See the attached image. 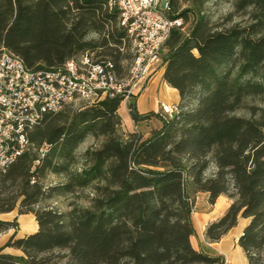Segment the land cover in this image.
<instances>
[{"label":"trees","instance_id":"trees-1","mask_svg":"<svg viewBox=\"0 0 264 264\" xmlns=\"http://www.w3.org/2000/svg\"><path fill=\"white\" fill-rule=\"evenodd\" d=\"M180 1L171 0L172 14L186 25L190 12L195 19L187 30H172L162 56L164 79L180 94L177 111L142 114L131 102L135 121L156 118L162 125L148 136L132 131L127 140L119 133L120 96L46 115L30 132L23 155L0 170V214L19 208L20 214H34L39 225L23 237L11 236L0 247V264H224L223 255L191 242L199 192L209 193L211 203L220 195L232 200L207 226L206 238L218 241L241 217L250 218L239 243L249 264H260L264 0H235L223 22L204 12L210 0H187L192 7L179 12ZM236 15L243 21L234 22ZM126 46L120 14L107 0H0V52L7 47L32 69L57 67L90 50L124 76ZM89 135L103 142L79 156ZM44 142L47 148L39 153L35 149ZM50 174L66 179L45 188ZM87 188L93 193L86 196L88 205L39 206L54 196L82 197ZM16 225L0 219V230ZM6 247L22 254L4 252Z\"/></svg>","mask_w":264,"mask_h":264},{"label":"built area","instance_id":"built-area-1","mask_svg":"<svg viewBox=\"0 0 264 264\" xmlns=\"http://www.w3.org/2000/svg\"><path fill=\"white\" fill-rule=\"evenodd\" d=\"M127 31L133 58L119 76L110 59L86 50L60 66L32 69L17 53L0 52V170L27 150L30 132L52 113L71 105L96 104L106 97L132 102L142 95L163 68L162 52L174 28L186 30L184 18L172 14L171 0H107ZM172 116L177 105L162 103ZM10 227L0 232V240Z\"/></svg>","mask_w":264,"mask_h":264},{"label":"crops","instance_id":"crops-1","mask_svg":"<svg viewBox=\"0 0 264 264\" xmlns=\"http://www.w3.org/2000/svg\"><path fill=\"white\" fill-rule=\"evenodd\" d=\"M164 70L165 67L163 66L159 74L149 84L144 93L135 98L137 109L140 113L146 114L148 112H159L160 102L172 106H175L180 102L179 91L166 82L164 79ZM128 113L129 114L123 120L125 121L124 126L127 127L129 132L140 131L144 133L145 136H148L150 130H146L147 123L155 120L154 127H161L162 125V122L156 118L135 121L129 110ZM231 203L232 200L226 195H220L214 203H211L209 200V193L199 192L196 196L195 209L193 212V222L196 233L191 237V242L196 249L203 250L210 255H223L225 257L224 264H249V258L243 247L240 245L239 238L243 233L244 228L250 222V218L241 217L238 224L218 241H211L205 236L207 226L221 217ZM4 214L13 215L12 217L19 223L17 231L14 234H10V237L13 235L16 237H23L35 232L39 227L36 217L32 213L20 214L18 209H14L10 212L0 214V219L13 221L11 218H2L1 215ZM28 218L31 223L30 225H25L23 222H27ZM5 243L6 242L0 244V247L4 246ZM3 251L19 255L22 254L20 249L13 247H6Z\"/></svg>","mask_w":264,"mask_h":264},{"label":"rangeland","instance_id":"rangeland-1","mask_svg":"<svg viewBox=\"0 0 264 264\" xmlns=\"http://www.w3.org/2000/svg\"><path fill=\"white\" fill-rule=\"evenodd\" d=\"M234 1L235 0H210V1H208L205 4V6H204V12L211 18V20L213 22H223L224 21V18L229 13H231V12L234 11ZM190 7H192V3L190 1L181 0L180 1V6L178 8V11L180 12V11H182L184 9H187V8H190ZM194 19H195V15L192 12H190L188 14V19H186V21H187L186 30L190 27V25H192V23L194 22ZM238 21H243V18L240 17L239 15H236L234 17V22H238ZM88 38H90V39H98L99 36L96 35V34H90ZM129 48L130 47H127L126 46V47H124L122 49L123 50V53H125L124 56H126L122 60V64L125 67H128L129 64H130V62H131V60H132V58L130 57V53L132 51ZM106 51L109 52V51H112V50L107 49ZM113 52H114V50H113ZM166 52H167V50L165 49V51L163 52L162 56ZM130 103L131 102L123 101L122 104H121L120 113H119L120 116H121V125L119 127V133H120L121 137L124 140H127L129 138V133H130L128 131L127 127L124 126L125 121L123 120L129 114L128 113V110H129ZM162 103H164V102H160V111H163L164 112V109L162 107ZM169 106H172V105H169ZM80 107H81L80 104H77V105L67 106V107H65L62 110H77ZM164 113H166V112H164ZM238 114H242L243 115V114H246V113L244 111H239ZM154 122H156V121L154 120L153 122L147 123L146 130H151L152 128H154V125H155ZM144 124H146V123H144ZM102 142H103V137L96 138V137H94L92 135H89L85 139V141L81 143V145L79 146L77 152H78L79 156H81L86 149H88L90 147H99L102 144ZM46 148H47V144L44 142V143L41 144V146H40L39 149H35V150H38L39 153H42V152H44L46 150ZM81 166L82 165L79 163L77 165V168H80ZM65 179L66 178H65L64 175L50 174L44 180L45 188H48L49 186L58 185L61 182L65 181ZM87 195H90V196L93 195L91 188L85 189L81 193V196L82 197H79L78 198V197H76V195H74V196H72V195H67V196H54L52 198H49V199L41 202L39 204V206L40 207H43V206L51 205L53 207H59L62 210H69L71 208L70 204L72 202H74V201H77L78 203H80L82 205H88L89 204V201L86 199V196ZM200 202H201V199H200ZM16 209H18V211H19V208H16ZM12 216L13 215H11V214L1 215L2 218H11L14 222H16L17 225L14 226V230H11V231L8 230L7 231V233L4 236V238H2L0 240V244H2L3 242H7L9 240V238H10V234H14L17 231V229H18V224L19 223ZM23 223L25 225L26 224L27 225H30L31 221L28 218L27 222H23ZM1 230L4 231L3 229H1ZM259 255L261 256V262H260V264H264V247H263V249L258 254H256V256H259Z\"/></svg>","mask_w":264,"mask_h":264}]
</instances>
